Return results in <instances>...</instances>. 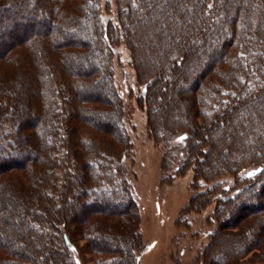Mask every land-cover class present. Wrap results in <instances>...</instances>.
Returning a JSON list of instances; mask_svg holds the SVG:
<instances>
[{"label":"trees","instance_id":"obj_1","mask_svg":"<svg viewBox=\"0 0 264 264\" xmlns=\"http://www.w3.org/2000/svg\"><path fill=\"white\" fill-rule=\"evenodd\" d=\"M112 1L105 21L102 0H0V264H75L85 249L95 264H140L121 40L151 134L181 139L176 171L235 173L209 215L203 264L264 261V0Z\"/></svg>","mask_w":264,"mask_h":264},{"label":"rangeland","instance_id":"obj_2","mask_svg":"<svg viewBox=\"0 0 264 264\" xmlns=\"http://www.w3.org/2000/svg\"><path fill=\"white\" fill-rule=\"evenodd\" d=\"M101 3L105 21L115 20L117 14L114 2L102 0ZM113 67L114 80L124 102V121L131 142L124 163L139 211L138 226L142 238V247L137 252L139 263L203 264L200 256L214 229L209 215L217 207L218 197L224 188L234 183L235 173H226L217 180L203 173L197 180L192 163L176 171L182 158L181 139L172 136L159 141L151 134L148 127L151 102L148 99L139 101L144 86L137 81L131 53L123 40L114 46ZM203 147L209 149V143H204ZM168 151L173 154L172 169L165 163ZM255 172L254 166H250L244 170L243 175ZM216 183H219L218 191L207 205L184 212L185 206L197 191L210 188ZM60 229L64 230L62 227ZM86 241L80 239L79 247H85ZM252 254L249 253L239 263L230 257L227 264H264V261L250 260ZM74 260L75 264H95V255L85 249L83 253L75 254Z\"/></svg>","mask_w":264,"mask_h":264},{"label":"snow or ice","instance_id":"obj_3","mask_svg":"<svg viewBox=\"0 0 264 264\" xmlns=\"http://www.w3.org/2000/svg\"><path fill=\"white\" fill-rule=\"evenodd\" d=\"M250 175H251V173H250Z\"/></svg>","mask_w":264,"mask_h":264}]
</instances>
